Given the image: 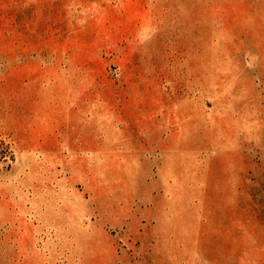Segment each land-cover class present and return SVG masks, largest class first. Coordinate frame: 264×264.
<instances>
[{"label":"rangeland","instance_id":"374dc122","mask_svg":"<svg viewBox=\"0 0 264 264\" xmlns=\"http://www.w3.org/2000/svg\"><path fill=\"white\" fill-rule=\"evenodd\" d=\"M0 264H264V0H0Z\"/></svg>","mask_w":264,"mask_h":264}]
</instances>
